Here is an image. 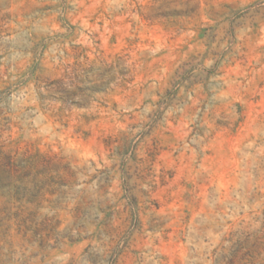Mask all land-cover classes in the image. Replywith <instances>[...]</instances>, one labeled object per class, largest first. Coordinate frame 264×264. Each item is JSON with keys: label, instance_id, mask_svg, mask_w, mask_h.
Here are the masks:
<instances>
[{"label": "rangeland", "instance_id": "obj_1", "mask_svg": "<svg viewBox=\"0 0 264 264\" xmlns=\"http://www.w3.org/2000/svg\"><path fill=\"white\" fill-rule=\"evenodd\" d=\"M0 264H264V0H0Z\"/></svg>", "mask_w": 264, "mask_h": 264}, {"label": "trees", "instance_id": "obj_2", "mask_svg": "<svg viewBox=\"0 0 264 264\" xmlns=\"http://www.w3.org/2000/svg\"><path fill=\"white\" fill-rule=\"evenodd\" d=\"M61 84H62L61 82H57L56 83V85H61ZM52 89L55 91L56 88H54V86H53ZM60 90L62 91L63 89L61 88ZM62 99H63V101H66L67 100L66 98H62Z\"/></svg>", "mask_w": 264, "mask_h": 264}]
</instances>
